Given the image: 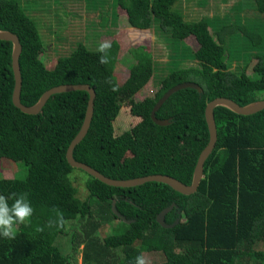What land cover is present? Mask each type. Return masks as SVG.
Returning a JSON list of instances; mask_svg holds the SVG:
<instances>
[{
	"label": "trees",
	"instance_id": "trees-1",
	"mask_svg": "<svg viewBox=\"0 0 264 264\" xmlns=\"http://www.w3.org/2000/svg\"><path fill=\"white\" fill-rule=\"evenodd\" d=\"M103 1L95 0V12L85 17V27L91 16L100 20L95 27L104 34L96 31V38L123 32L131 39V29L150 27L163 44L166 61L151 53L138 56L132 65L128 59L129 77L120 83L114 72L124 47L121 40L110 41L109 63L101 64L98 47L77 38L63 11L55 26L42 14L45 3L23 6L21 0H0V30L16 34L23 48L21 102L32 107L52 88L90 85L96 91L94 116L74 150L77 161L112 179L167 175L191 185L210 140L207 104L216 98L241 106L263 100L264 0H222L226 8L213 16H199L197 9L208 7L211 0H192L198 7L193 6L191 18L179 9L180 0H112L101 5ZM57 2L64 10L61 0ZM87 8L93 10L92 4ZM118 9L128 25L123 22L124 29L114 30L123 19ZM189 38L199 48L190 47L185 42ZM230 38L238 48L230 47ZM12 55L13 44L0 41V161L23 163L26 175L0 176V195L27 194L33 213L28 222L14 226V239L0 235V264H78L80 256L83 264H131L137 255L149 264H264V110L244 116L226 107L215 109L218 141L194 194L183 195L158 182L113 187L67 160L89 94H55L41 113H23L13 104ZM43 56L50 62L56 56L57 62L49 68ZM243 61L251 62L252 74L241 68ZM151 82L156 94L136 101ZM186 82L197 83L202 91L188 88L173 94L156 113L169 124L157 125L151 118L156 104ZM124 106L140 121L118 131ZM77 170L88 175L85 197L76 185ZM113 203L127 221L114 212ZM173 204L165 221H180L165 228L157 217ZM57 210L64 224L49 227ZM115 221L119 224L104 237L102 228ZM158 253L160 261L147 259Z\"/></svg>",
	"mask_w": 264,
	"mask_h": 264
},
{
	"label": "rangeland",
	"instance_id": "rangeland-1",
	"mask_svg": "<svg viewBox=\"0 0 264 264\" xmlns=\"http://www.w3.org/2000/svg\"><path fill=\"white\" fill-rule=\"evenodd\" d=\"M22 5L25 6L27 5L28 2H30L28 5L33 4L35 2V4H42L45 3L44 6V11H43V16L46 18V20L50 23V20L54 22V25L57 26L58 24V16L59 13H61V11H63V13H65V18L69 21V24H72V26H70V29L75 32L77 34V38L80 41H86L88 43V45L92 48L98 47L96 45H99L102 42H110L115 40L116 38L118 40H121V42H123L124 47L123 50L121 52V60L118 63L116 69H115V77L117 78V80L120 83H124L126 81V79L129 77V73H130V65L127 63L128 59H130V64H134L137 61V57L142 55V54H147V53H151L157 60L161 61V62H165L166 61V53L164 52V47L163 44L158 42L155 36V32L156 30L153 28H146L145 30H140V29H131V39L128 38L126 35H124L123 32L119 33L118 36H106L103 35L105 37H98L96 38L95 36V32L96 31H101V29H97V27H95V21L100 22L99 19H97V17H90V20H87V24L85 27V22H86V16L89 14H93L95 12V4L94 1L95 0H78L80 2V4H78L77 0H61V3H63V8L64 10L60 9V5L58 4L57 0H21ZM74 1V2H73ZM104 2H109L113 4L112 0H104L101 5L104 4ZM86 4H92V9L94 10H90L89 8L88 11L90 10L91 12H88L85 10V5ZM193 6L198 7L192 0H180L179 2V9L183 10L184 13L187 15L188 18H191L192 14H193ZM227 4H224V2H222V0H211L210 4L208 7L206 8H197L198 9V14L199 16L201 15H209V16H213L216 12L220 11V9L222 8H226ZM37 12V9H36ZM118 14L119 16H123V10L122 9H118ZM123 18V17H121ZM119 22H117V26L116 28H114V30H118V29H124L123 28V22L125 24H127L125 18L118 20ZM79 24V26L77 28H74V25ZM128 25V24H127ZM84 32V33H83ZM102 34H104L101 31ZM72 39V36H71ZM95 39V40H94ZM78 40V41H79ZM94 41V43H93ZM85 42V43H86ZM190 47L191 45L197 49L198 44L196 42V40L194 38H189L185 41ZM230 42V47H234V48H238L237 44L234 43L233 38L229 39ZM53 44V43H52ZM262 46L264 47V43L262 44ZM70 48V47H68ZM140 48L144 49V52L140 51ZM250 50V49H249ZM261 51V50H260ZM242 52L245 53V50H243ZM130 54V55H129ZM132 55V56H131ZM131 56V57H130ZM57 57L54 56L50 61L46 60L45 57L43 56V59L45 61V63L47 64V66L50 68L52 67L56 62H57ZM131 64V65H132ZM241 68L244 66V70H249V74H252V70H251V62H240ZM178 68V64H176L173 69L177 70ZM158 88L155 84H153L152 82L150 84H148V86H146V88L144 89V91L137 95L136 97V101H140L143 100L146 97H153L156 92H157ZM260 98H262L264 100V95H259ZM261 100V101H263ZM140 119L134 118L131 116L130 114V108L128 106H124V108L122 109V112L120 114V116L118 117V120L116 122V128L117 130H126L134 125H136L137 123H139ZM7 163H5L4 165L1 163L0 161V176H2L3 178H7V179H11L13 177H24L25 171H24V164L23 163H14L10 160H5ZM20 169V173L17 174L18 169ZM26 168V167H25ZM76 176H77V181H76V185L80 187L81 190V194L83 197L88 195L87 189L85 187V182H86V178H88V175L85 174L82 171H75ZM17 174V175H16ZM85 177V178H84ZM120 219H122L123 221H127L124 217L122 216H118ZM116 223L112 224V225H107L105 227L102 228L101 233L104 237L109 236L112 232L113 229L119 224V221H115ZM83 247H81L82 249ZM149 260L152 261H160L162 259V255L161 254H155V255H149L148 258ZM79 264H81V257L79 258Z\"/></svg>",
	"mask_w": 264,
	"mask_h": 264
},
{
	"label": "water",
	"instance_id": "water-1",
	"mask_svg": "<svg viewBox=\"0 0 264 264\" xmlns=\"http://www.w3.org/2000/svg\"><path fill=\"white\" fill-rule=\"evenodd\" d=\"M0 41H8L13 44V55H12V67H13V73L15 78V86L13 91V104L15 107L20 109L23 113L30 114V115H37L41 113L45 105L47 104V101L50 99L52 95L60 94V93H66V92H73V91H86L89 94V101L87 106V111L85 114V119L82 125V128L78 135L75 137V139L70 144L68 150H67V160L69 164L76 169H81L85 171L87 174L95 177L96 179L100 180L101 182L113 186V187H123V188H133L140 185H144L148 182H158V183H165L172 187L175 191L183 194V195H192L194 194L200 184L201 181L205 178L204 174V165L206 160L210 157L212 152L215 149L216 143L218 141V132H217V125L215 120V109L217 107H226L233 111L234 113L238 115H244L249 116L256 113H259L264 110V100L263 101H257L251 104H248L246 106H241L235 101L227 98H216L213 101L209 102L207 104L206 110H205V118L209 129L210 134V140L206 148L202 151L195 171H194V177L191 185H186L183 182L167 176V175H149L146 177H139L134 179H128V180H117L109 178L105 175H103L98 170L92 168L91 166L79 162L74 158V150L75 148L82 142V140L87 136L92 119L94 116V105H95V99H96V91L94 88H92L90 85L86 84H79V85H62L55 88H52L51 90L47 91L43 94L41 99L37 104H35L32 107L25 106L21 102V94H22V85H23V79H22V73L20 68V57L22 54V45L20 42L19 37L9 31H2L0 30ZM192 88L199 92L202 91L201 87L197 83L193 82H186L179 84L172 89H170L163 97L159 100V102L156 104L154 109L151 113L152 120L160 126H165L169 124V121L166 120H160L156 117V113L162 108L164 103L176 92L184 89ZM175 207V204L171 205L167 209L163 210L157 217V221L165 228H173L179 223V219L172 225H168L165 221L166 215L172 211V209ZM113 209L114 212L118 215V212L115 209V203H113Z\"/></svg>",
	"mask_w": 264,
	"mask_h": 264
},
{
	"label": "clouds",
	"instance_id": "clouds-1",
	"mask_svg": "<svg viewBox=\"0 0 264 264\" xmlns=\"http://www.w3.org/2000/svg\"><path fill=\"white\" fill-rule=\"evenodd\" d=\"M111 48L110 42H102L98 45L97 51L101 53L99 57V62L101 64L109 63V50ZM113 91H117V87L112 88ZM8 199H12L11 205L8 203ZM33 208L28 202L27 194H11L9 197L0 195V235L7 239H14L15 225L24 224L29 221L32 216ZM64 224L62 213L57 210L56 220H50L48 226L52 227H62ZM43 229L38 228L37 231H42ZM131 264H149L143 255H137Z\"/></svg>",
	"mask_w": 264,
	"mask_h": 264
},
{
	"label": "crops",
	"instance_id": "crops-1",
	"mask_svg": "<svg viewBox=\"0 0 264 264\" xmlns=\"http://www.w3.org/2000/svg\"><path fill=\"white\" fill-rule=\"evenodd\" d=\"M252 50H253V49H252ZM237 65H238V63L234 61L232 67L235 68ZM233 68H232V69H233ZM80 257H81V256H80ZM80 257H79V258H80ZM78 264H79V261H78ZM81 264H83V262H82V258H81Z\"/></svg>",
	"mask_w": 264,
	"mask_h": 264
}]
</instances>
